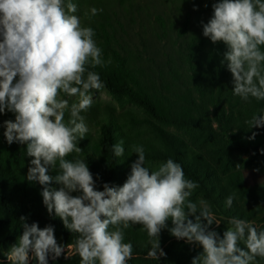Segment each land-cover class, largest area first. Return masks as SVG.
Listing matches in <instances>:
<instances>
[{
    "label": "clouds",
    "instance_id": "obj_1",
    "mask_svg": "<svg viewBox=\"0 0 264 264\" xmlns=\"http://www.w3.org/2000/svg\"><path fill=\"white\" fill-rule=\"evenodd\" d=\"M77 11L73 0H0V114L15 116L3 121V136L9 145L25 146L31 158L26 180L42 186L48 214L54 212L64 228L77 234L67 245L70 254L79 256V264H127L133 245L124 242L125 230L141 225L151 245L146 258L166 255L159 237L167 229L177 240L202 248L191 264H256L257 257L264 259V230L232 217L231 227L218 234L212 226L221 222L208 203L191 199L199 184L187 179L171 158L150 170L142 145L132 146L137 158L121 186L105 183L96 190L88 165L78 158V143L90 131L82 113L91 108L94 91L105 87L91 69L111 59H103L94 29L82 26ZM102 11L91 7L84 15L91 19ZM202 29L213 44L226 46L221 63L231 73L233 95L244 102L264 100V0H218ZM246 123L249 129L260 128L264 115L254 114ZM257 135L252 132L248 139ZM123 144L112 145L116 157L124 155ZM72 153L77 157L67 159ZM50 169L56 170L54 176ZM53 182L58 189L51 187ZM234 199L227 196L225 206L231 208ZM26 219L19 217L23 233L5 253L9 264H48L49 258L65 254L52 225L40 228Z\"/></svg>",
    "mask_w": 264,
    "mask_h": 264
},
{
    "label": "trees",
    "instance_id": "obj_2",
    "mask_svg": "<svg viewBox=\"0 0 264 264\" xmlns=\"http://www.w3.org/2000/svg\"><path fill=\"white\" fill-rule=\"evenodd\" d=\"M143 1L73 0L82 15V26L94 29L103 59H111L110 64L91 70L98 73L104 89L121 108L125 104L135 107L118 112L115 106L93 103L82 113L90 131L78 143L82 148L78 158L88 165L96 190H103L105 183H124L137 158L132 146L142 145L146 161L171 158L181 164L185 177L199 184L191 199L205 200L222 228L231 227L232 217L250 221L262 209L259 201L245 196L252 187L244 172L259 169L255 172L264 175V154L260 151L264 149V126L249 129L246 122L254 114L264 115V100L250 97V102H244L233 95L231 73L226 62L221 63L226 46L213 44L202 34V24L211 18L212 4L218 0H157L160 12L147 8L157 7L156 0H150L149 5ZM114 3L120 11L114 10ZM91 7L103 11L88 19L84 13ZM120 12L126 13L127 21L121 19ZM135 17L146 21V25L141 23L139 47L132 44L129 31ZM14 118L11 112L0 114V264H9L5 253L23 233L21 216L40 228L52 225L58 244L67 246L77 238L54 212L48 214L40 195L42 186L26 180L31 158L26 156L25 146L6 142L3 121ZM138 125L148 129L149 137H132L129 128ZM252 132L262 138L261 145L252 148L248 157L237 159L235 141L248 139ZM121 140L124 155L116 157L112 145ZM76 157L72 153L67 159ZM55 171L50 169L49 174L54 176ZM51 187L58 189L59 185L53 182ZM229 195L235 196L231 208L224 203ZM168 225L171 227L170 220ZM257 228L263 230L264 226ZM135 232L133 227L125 230L124 242L133 245V257L127 264H191L202 252L200 246L177 240L163 229L159 240L166 255L158 260L146 258L149 238H140ZM79 261L78 255L62 254L55 261L49 258L48 264ZM30 264H36L35 260ZM256 264H264V259L257 257Z\"/></svg>",
    "mask_w": 264,
    "mask_h": 264
},
{
    "label": "rangeland",
    "instance_id": "obj_3",
    "mask_svg": "<svg viewBox=\"0 0 264 264\" xmlns=\"http://www.w3.org/2000/svg\"><path fill=\"white\" fill-rule=\"evenodd\" d=\"M157 1V0H156ZM150 0H144L143 4L149 5ZM118 3H114V5ZM160 1H157V7H147L151 10H156L157 12L161 11V6H159ZM143 6V5H141ZM119 9H121L120 6L115 5V11H120ZM140 12V10H139ZM142 12V10H141ZM126 13L122 14L121 12L119 13V16L121 17V19H123L124 21H127L128 18H126L124 15ZM75 15L79 16L80 18L82 17V15H80L79 13H75ZM123 17V18H122ZM141 23L143 25H146V21L143 20L140 17H135V22L132 23L133 28H130V36L133 39V43L136 46H140L139 44V38L141 37V32H142V27H141ZM142 28V29H141ZM72 101H75V98H72ZM93 103H99L101 105L104 104H109L111 106H115L116 110L118 112L124 111V110H134L135 107L130 105V104H125L123 108H121V103L119 101H116L114 97H112L105 89H102L98 92H94L93 93ZM136 112H138L136 110ZM141 115V114H140ZM139 115V116H140ZM91 126V125H89ZM92 129V133L96 134V128L95 127H91ZM129 132L131 133L132 137H140V138H146L149 137V132L148 129L146 127H143L142 125H138V127L136 128H129ZM262 143V138L261 137H255L254 140H249V139H240V140H236L235 141V146H236V151H235V156L237 159L240 158H246L248 157L251 152H252V148H254L255 146L261 145ZM146 166L150 168V170H155L156 168H158V166L163 163V161H146ZM245 174V178L247 183L252 187L251 190L247 193L246 198H253L256 201H259L260 204H258V207L260 209H262V212H260L259 214H256L251 220L250 222H253L254 225L256 227H261L263 228L264 226V175L259 174L253 170L251 171H246L244 172ZM201 199H197L196 202L199 203ZM221 222V221H220ZM221 225V223H220ZM216 226L215 224H213L212 228L215 229L218 234L222 233L225 230L224 228H222L221 226ZM133 228L136 229V234L138 237H148L147 233L145 230H143V226L141 225H134L132 226ZM264 230V228H263ZM161 234V233H160ZM71 252L70 249H68L67 246H65V254L64 256L69 255ZM147 257V256H144ZM145 262V261H144Z\"/></svg>",
    "mask_w": 264,
    "mask_h": 264
}]
</instances>
